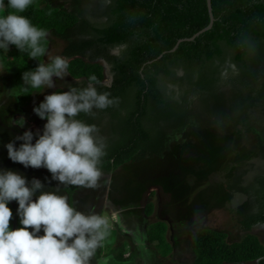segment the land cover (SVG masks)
Wrapping results in <instances>:
<instances>
[{"label":"trees","instance_id":"16d2710c","mask_svg":"<svg viewBox=\"0 0 264 264\" xmlns=\"http://www.w3.org/2000/svg\"><path fill=\"white\" fill-rule=\"evenodd\" d=\"M87 3L69 0L61 5L38 0L22 15L47 34L53 32L67 41L59 56L69 59L72 77L83 78L82 84L73 87H87L88 76L95 74L100 81L95 84L97 90L119 98L114 106L77 117L97 125L106 139L102 170L113 172L125 163L161 155L178 134L202 117H217L222 125H240L247 131L255 129L258 112L264 120V0H212L213 27L193 41H182L175 51L171 49L180 39L209 24L207 0ZM9 10L5 6L0 12ZM49 41L46 37V51ZM115 49L119 52L114 53ZM1 53L14 72L8 87L21 94L19 104L27 105L38 90L21 93L22 73L35 69L39 62L47 63L45 55L31 58L14 45ZM101 58L111 67L114 80L110 85L104 83ZM262 143L264 157V140ZM247 171L239 168L230 184L232 191L246 196L236 211L238 222L247 231L245 237L230 243L223 231L206 228L196 232L194 264H264V243L250 232L254 225L264 224V167L249 181L245 180ZM65 189L72 195L77 187L65 185ZM9 206L13 212L10 227L15 228L13 200ZM152 207L153 202L147 203L146 209ZM166 228L162 222L149 234L151 239L160 237L164 255L171 250Z\"/></svg>","mask_w":264,"mask_h":264},{"label":"rangeland","instance_id":"374dc122","mask_svg":"<svg viewBox=\"0 0 264 264\" xmlns=\"http://www.w3.org/2000/svg\"><path fill=\"white\" fill-rule=\"evenodd\" d=\"M33 1L35 4L38 3V0ZM52 1L55 4L64 5L69 0ZM87 1L88 6H92L93 2L98 0ZM48 37L51 43L45 56L46 61H49V58L54 55L61 54L67 45L65 40L57 38L53 33H50ZM1 54L0 51V63L4 65V72L0 73V144L14 140L16 136L23 133V128L32 130L38 125V123L27 120L25 124L15 127L12 124L14 118L4 121V108L10 107V104H17V97L8 87V84L13 82V69L5 65ZM66 77H69V74L64 78ZM63 79L57 80L56 77H53L57 83L63 82ZM48 89L50 88H45V90ZM40 93L44 94V92ZM30 107L31 105L28 109ZM216 118L202 117L200 122L186 129L181 133L182 135L178 134L171 141L170 149L164 153L163 157L145 158L138 162L125 163L118 167L112 176H107L108 184L105 183L106 176L104 174L99 182V187L95 189L77 187L72 195H69L65 186L61 185L59 181L51 179L48 169L31 166L25 168L22 163L13 162L8 157L6 148H0V168L18 171L25 175L29 181L33 177L40 179L45 190L58 191L65 195L77 209L86 213L95 212L109 218V235L102 241V246L97 250L92 264H101L104 260L103 255L113 260L108 264H139V261L144 260L146 256H142L139 252L142 250L139 241L135 238L136 241L129 242L131 239L128 240L122 232V227L131 225L127 222L129 216H125L121 223H116L117 218L111 219L113 214L109 206L110 204H116L118 208L122 206L125 210L124 215H130L138 209L141 218H143V216L145 217L143 209L148 202H153L155 207V214L148 219L149 222H154L157 217L167 220V216L171 217L170 215H173L174 218L183 217V219L179 217L180 220L175 222L174 228L169 230L168 238L174 246L173 248L179 249L178 252L184 257H180V261L185 260L187 263L183 261V264H190L192 262L190 261L192 257L189 255L192 252L191 241L193 234L197 231L215 228L226 232L228 234L227 241L230 243L245 237L247 231H244L238 222L236 211L246 196L232 191L230 184L237 177L239 168L248 169L245 180L249 181L264 167L261 150L264 140L262 113L258 112V120L253 131H247L240 125H222ZM9 125H11V130L8 128ZM43 127V123L39 124L37 131L42 132ZM36 138L38 137L34 136L33 143ZM22 142L15 141L17 146ZM13 203L17 209L18 202L13 200ZM172 204H179L180 207L175 206L177 211L173 208L174 206L168 207ZM106 205H108L107 208H105ZM115 217L117 216L115 215ZM140 224L141 222L135 223L130 226V229L133 233L136 230L140 235H145ZM14 226L15 228L20 227L17 214ZM250 232L257 235L264 243V224L254 225ZM40 234H43V229ZM143 241L145 247L152 246V248L161 249L160 244ZM127 242L129 248H134L132 253L137 254L139 261L132 257H128L125 261L121 256L122 253L117 255V248L125 246ZM121 250L123 249H118L119 252ZM145 252H148V249ZM158 253L157 251L153 257L147 256V264H157V262L162 264L167 259L162 255H157ZM98 254H102V256L100 257ZM167 260L172 264L179 263V260L172 255Z\"/></svg>","mask_w":264,"mask_h":264},{"label":"clouds","instance_id":"9594fccd","mask_svg":"<svg viewBox=\"0 0 264 264\" xmlns=\"http://www.w3.org/2000/svg\"><path fill=\"white\" fill-rule=\"evenodd\" d=\"M32 3L33 0H0V9L5 6L10 9L0 12V51L7 53L10 45H14L31 58L47 54L44 46L47 31L22 15ZM3 68L0 63V73ZM68 69L69 60L59 55L49 58L47 63L39 62L35 69L22 73L24 87L20 91L54 88L53 77L63 79ZM88 80L87 87L54 91L34 106L33 111L46 123L42 132L32 128L37 132L26 130L5 144L13 162H20L25 168L44 167L51 173V179L61 185L99 187L106 139L99 134L97 125L77 117L80 113L114 106L119 98L98 91L95 84L100 81L95 74L89 75ZM15 121L20 119L12 124H24V119L22 123ZM34 136L38 138L33 143ZM16 140L23 142L17 146ZM166 151L156 156L163 157ZM12 200L18 202L17 228L10 227ZM111 219L115 220V215ZM109 228L107 216L77 209L65 195L45 190L40 179L33 177L29 181L18 171L0 168V264H92L102 241L109 235ZM109 259L105 257L101 264H108Z\"/></svg>","mask_w":264,"mask_h":264},{"label":"crops","instance_id":"0c3cea01","mask_svg":"<svg viewBox=\"0 0 264 264\" xmlns=\"http://www.w3.org/2000/svg\"><path fill=\"white\" fill-rule=\"evenodd\" d=\"M50 33H53V32H49L47 34V37H48V35ZM53 34L57 38L62 39L61 37L57 36L55 33H53ZM49 40H50V38H49ZM62 40H64V39H62ZM50 43H51V40L49 41V45H50ZM67 45H68V43H67ZM67 45H66V47H67ZM48 49H49V47H48ZM48 49H47V51H48ZM47 51H46V53H47ZM113 52L114 53H118L119 50L118 49H115ZM61 54H58V55H61ZM45 56H46V54H45ZM55 56H57V55H54L52 57H55ZM87 61H89V59H87ZM98 61L102 62V64L105 66L104 83H106L108 85L112 84V82L114 80V76H113V74H112V72L110 70L111 67L108 64L107 60L101 58V59H98ZM46 62H49V61H46ZM6 69H7V67H6ZM82 79L83 78H74V77H72L69 74V77L64 78L63 79V82L59 81L60 83H57L56 81H54L55 82V87L54 88H50L48 90H45L44 89L43 91H40V92H44V94L35 91L32 94L31 100L29 101V103L27 105L22 106L21 104H19L18 101H16L17 104H10V107L4 108V110H5V112H4V117H5L4 121L10 120L9 118H14L13 120H16V118L19 117L20 121L18 123H22L23 122V119H24V124H25V122L27 120L28 121H31L33 123H38V125L39 124L42 125V123L45 124L46 123V119L40 118L33 111L34 106L36 104H38L39 102L43 101L45 95L51 94L54 91H67L68 88L73 87V86H76L77 84L81 83ZM12 92L14 93L13 90H12ZM34 98H36L35 101H34ZM30 105H31V107H30V109H28ZM17 125H19V124H14L15 127H18ZM8 128L11 130V125H9ZM22 130L24 132L27 129L23 128ZM32 131H35V130H32ZM3 143L6 144L7 142L6 143L3 142ZM3 143L0 144V148L5 149L6 147L4 146ZM2 157L4 158L5 156H2ZM151 158H153V157H151ZM155 158H161V157H157L156 156ZM143 159H145V158H143ZM102 173H103V175L105 174L104 175V176H106L105 177V181H106L105 183L108 184L109 181H108V177L107 176H112V174L114 173V171L113 172H106V171L102 170ZM113 186H115V185H113ZM146 205L144 206V209H143V212L145 213V217L143 216V218H141L142 216L140 215V212H139L138 209H136V211L134 213L130 214V215H124L125 214V210L123 209L122 206H121V208H118L116 206V204H110L109 208H111L112 214L117 216L116 217L117 218L116 223H118V222L121 223V221H124L125 216H129L128 217L129 220H127L128 224L131 223V225H134L135 223H140L141 222V224H140L141 225V228L143 229V231L145 233V235H140L138 232H136V230L133 233L132 230L130 229V226L131 225H127V226L122 227V232L124 233V235L127 236L128 240L131 239L129 242L136 241V239L139 241V244L141 245V249H142L141 250L142 252L140 250H139V252L142 254V256L143 255H144V257L146 256L144 258V260H142V262L139 261V257L137 258V254H133L132 253V251H133L134 248L133 247L132 248H129L130 246H129V243L128 242L126 243L125 246H122L121 248H117V255L120 254V253H122L121 256H123L122 258L125 261L127 260L128 257H132L134 260L139 261L138 262L139 264H147V261H148L147 256L153 257L154 254L158 251L159 253L157 255H162L163 257H166L167 259H168L169 256L172 255V257H175L177 260H179V263L178 264H183V261H184V263H187V261H185V260L180 261L181 260L180 257H182V258H184V257L181 256L180 253L178 252L179 249L177 250L176 247L173 248L174 246L169 242V238H168L169 230L170 229H173L174 228V225H175V222L178 221V220H180V219H183V217L178 216L177 218L176 217L174 218L173 215H170L171 217H168L167 216V220H163L162 217L161 218L157 217L154 220V222H149L150 220H148V219L151 218L152 215L155 214L154 213L155 212V210H154L155 207H154V204H153V207L152 208L146 209ZM107 206L108 205H106L105 208H107ZM175 206H179V204H172V206H168V207L169 208H171V207L175 208ZM132 208H134V207L132 206ZM175 210H176V208H175ZM179 217H180V219H179ZM162 222H164V223L167 224V228H166V231H165L164 235H165V238H166L167 242L171 245V250L166 255L162 254V250L161 249L159 250V248L158 249H155V248H152V246L150 248L148 246L145 247L144 246L145 242L143 241V240H146V242L151 243V244L152 243L160 244V237L151 239L149 234L151 232V229H153L155 226H157V228H158V225L159 224L161 225ZM157 223H158V225H157ZM159 228H161V227H159ZM211 229H215V228H211ZM140 236H142V237H140ZM193 236H194V234H193ZM140 239H142V240H140ZM191 244H192V252L189 255H191V257H192V259L190 260L192 262L190 264H194L195 263V260H196V253L194 252V249H193V237H192ZM118 249H123V250H121V252H119ZM146 249H148V252H145ZM98 255H100V257L102 256V254H98ZM112 256H114V255L112 254ZM102 257L105 258L107 256L106 255L105 256L103 255ZM167 259H165L162 264H172ZM110 261H113V260L110 258V260L108 262H110ZM158 263L159 262H157V264Z\"/></svg>","mask_w":264,"mask_h":264},{"label":"water","instance_id":"95a60500","mask_svg":"<svg viewBox=\"0 0 264 264\" xmlns=\"http://www.w3.org/2000/svg\"><path fill=\"white\" fill-rule=\"evenodd\" d=\"M207 5H208V10H209V16H210V22L209 24L204 27L203 29H201L200 31L196 32L193 36L191 37H185V38H182L178 41V43L171 49V51H175L180 43L184 40L186 41H193L195 40L200 34H202L203 32H205L206 30H209L210 28L213 27V24H214V21H215V16H214V13H213V7H212V0H207Z\"/></svg>","mask_w":264,"mask_h":264},{"label":"bare ground","instance_id":"6f19581e","mask_svg":"<svg viewBox=\"0 0 264 264\" xmlns=\"http://www.w3.org/2000/svg\"><path fill=\"white\" fill-rule=\"evenodd\" d=\"M33 128H34V129H39V128H38V125H36V126H35V127H33Z\"/></svg>","mask_w":264,"mask_h":264}]
</instances>
